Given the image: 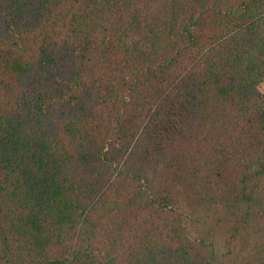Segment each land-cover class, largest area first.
Here are the masks:
<instances>
[{"label": "trees", "instance_id": "1", "mask_svg": "<svg viewBox=\"0 0 264 264\" xmlns=\"http://www.w3.org/2000/svg\"><path fill=\"white\" fill-rule=\"evenodd\" d=\"M264 0H0V264H264Z\"/></svg>", "mask_w": 264, "mask_h": 264}, {"label": "rangeland", "instance_id": "2", "mask_svg": "<svg viewBox=\"0 0 264 264\" xmlns=\"http://www.w3.org/2000/svg\"><path fill=\"white\" fill-rule=\"evenodd\" d=\"M258 90H259V92H261L262 94H264V82H262V83L258 86Z\"/></svg>", "mask_w": 264, "mask_h": 264}]
</instances>
